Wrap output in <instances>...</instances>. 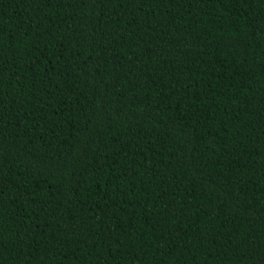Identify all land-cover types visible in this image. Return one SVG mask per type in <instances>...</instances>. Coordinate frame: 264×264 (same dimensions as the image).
<instances>
[{"label":"trees","instance_id":"1","mask_svg":"<svg viewBox=\"0 0 264 264\" xmlns=\"http://www.w3.org/2000/svg\"><path fill=\"white\" fill-rule=\"evenodd\" d=\"M0 264H264V0H0Z\"/></svg>","mask_w":264,"mask_h":264}]
</instances>
